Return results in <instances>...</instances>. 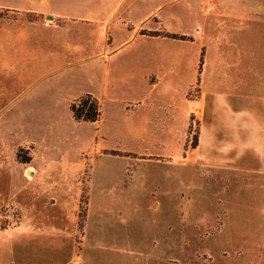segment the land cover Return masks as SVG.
Segmentation results:
<instances>
[{
    "label": "rangeland",
    "instance_id": "obj_1",
    "mask_svg": "<svg viewBox=\"0 0 264 264\" xmlns=\"http://www.w3.org/2000/svg\"><path fill=\"white\" fill-rule=\"evenodd\" d=\"M7 11L0 6V264L3 250L15 249L10 240L16 228L30 220L75 232L62 250L44 235L51 245L40 246L33 264L75 256L82 264H264V227L225 225L229 203L262 206L264 196L241 192L224 178L222 167L187 158L199 127L194 118L184 129L193 108L184 94L196 98L200 89L185 91L189 75L177 72L181 52L173 41L150 45L153 54L167 58L162 80L142 85L134 102L127 100L132 106H124L122 98L106 101L101 138L91 136L90 126L81 131L88 139L76 145L66 125L57 133L33 126L36 116L44 117L32 113L38 107L34 89L3 64ZM229 69L240 74L239 66ZM119 95L132 92L122 88ZM134 106L139 107L130 111ZM165 106L168 131L154 123L165 117Z\"/></svg>",
    "mask_w": 264,
    "mask_h": 264
},
{
    "label": "crops",
    "instance_id": "obj_2",
    "mask_svg": "<svg viewBox=\"0 0 264 264\" xmlns=\"http://www.w3.org/2000/svg\"><path fill=\"white\" fill-rule=\"evenodd\" d=\"M0 6L8 10L3 64L34 89L38 107L32 113L44 116H36L34 127L57 133L66 125L76 145L88 139L81 131L90 126L95 129L91 136L101 138L106 101L122 98L129 106L127 100L134 102L142 85L146 89L162 80L167 58L153 54L150 45L173 41L181 52L177 72L189 75L185 91L195 85L200 89L196 98L184 94L193 106L184 129L194 118L199 127L197 145L187 158L222 167L224 178L241 192L264 196V0H0ZM148 47L146 54H135ZM230 66H239L240 74H231ZM210 67L218 69L213 73ZM122 88L132 95H119ZM84 94L101 102L99 120L75 119L72 102ZM143 100L137 104L146 107ZM167 108L164 118L154 120L165 131L171 128ZM235 197L241 199L242 193ZM235 204L225 206L226 226L264 227V204ZM250 210L261 218H253ZM44 235L54 237L62 250V242L70 245L75 232L24 221L10 240L15 249L3 250V264H33L40 246L51 245ZM81 260L75 256L50 264Z\"/></svg>",
    "mask_w": 264,
    "mask_h": 264
},
{
    "label": "trees",
    "instance_id": "obj_3",
    "mask_svg": "<svg viewBox=\"0 0 264 264\" xmlns=\"http://www.w3.org/2000/svg\"><path fill=\"white\" fill-rule=\"evenodd\" d=\"M72 111L78 121H97L101 117L100 101L91 94H84L72 103Z\"/></svg>",
    "mask_w": 264,
    "mask_h": 264
}]
</instances>
